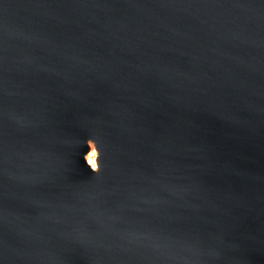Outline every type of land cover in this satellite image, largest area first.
<instances>
[{"label":"water","instance_id":"water-1","mask_svg":"<svg viewBox=\"0 0 264 264\" xmlns=\"http://www.w3.org/2000/svg\"><path fill=\"white\" fill-rule=\"evenodd\" d=\"M0 264H264V0H0Z\"/></svg>","mask_w":264,"mask_h":264},{"label":"clouds","instance_id":"clouds-1","mask_svg":"<svg viewBox=\"0 0 264 264\" xmlns=\"http://www.w3.org/2000/svg\"><path fill=\"white\" fill-rule=\"evenodd\" d=\"M87 147L89 149V151H87V153L84 155V160L86 162V165L88 166V168L93 172V173H98L100 171V163H99V159H100V151L97 148V145L95 143L94 140L89 139L87 141ZM95 152L96 154V163L92 164L89 161V157L91 155V153Z\"/></svg>","mask_w":264,"mask_h":264},{"label":"snow or ice","instance_id":"snow-or-ice-1","mask_svg":"<svg viewBox=\"0 0 264 264\" xmlns=\"http://www.w3.org/2000/svg\"><path fill=\"white\" fill-rule=\"evenodd\" d=\"M95 157H96L95 152L91 153V155H90V157H89V161H90V163H92V164H95V163H96V159H95Z\"/></svg>","mask_w":264,"mask_h":264}]
</instances>
